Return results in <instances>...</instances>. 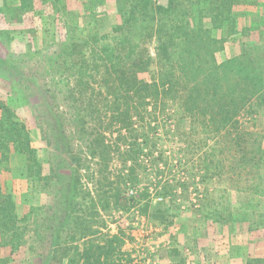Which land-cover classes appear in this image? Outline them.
I'll use <instances>...</instances> for the list:
<instances>
[{
    "label": "trees",
    "instance_id": "16d2710c",
    "mask_svg": "<svg viewBox=\"0 0 264 264\" xmlns=\"http://www.w3.org/2000/svg\"><path fill=\"white\" fill-rule=\"evenodd\" d=\"M0 1L1 14L9 18L7 29L0 28L2 43L17 38L12 24H20L23 34L28 31V47L42 35L40 58L30 60L27 69L13 51L0 54V172H10L12 158L19 156V174L31 182L32 195L51 197L19 217L16 193L0 181L1 246L17 250L30 227L33 240L36 235L48 242L37 264H131L121 231L102 235L100 241L89 237L98 229L93 216H99V209L122 206L123 191H113L109 181L124 186L144 181L134 165L145 148L155 180L162 182L164 153L154 155L157 145L151 138L162 130L156 115L167 106L181 120L189 119V129L198 125L205 139L225 145L220 157L214 150L209 153L210 163L216 159L212 170L205 165L181 181H205L227 162V180L264 185V147L249 138L238 120L264 106L261 0H80L77 10L66 0H40L57 15L48 37L44 29L21 24L24 14L35 16L33 0ZM53 20L59 21V34ZM106 24L109 30L99 34ZM235 34L251 39H236L239 54L217 62L216 52ZM31 55L27 49L25 56ZM35 136L43 142L44 158L32 145ZM114 153L123 156V167L110 180ZM81 169L91 181H106L112 193L101 187L92 196L80 183ZM167 181L155 187L163 199L153 208L146 189L131 199L141 215L164 227L178 209Z\"/></svg>",
    "mask_w": 264,
    "mask_h": 264
},
{
    "label": "rangeland",
    "instance_id": "374dc122",
    "mask_svg": "<svg viewBox=\"0 0 264 264\" xmlns=\"http://www.w3.org/2000/svg\"><path fill=\"white\" fill-rule=\"evenodd\" d=\"M66 1L70 8L77 10L80 6V0ZM154 1L160 4L166 3V0ZM33 4L35 16H32V12L24 14L22 19L30 21L26 23L23 21L21 24H24L26 28L35 26L40 32L44 29L46 37L52 36V18L56 19L57 15L51 13L49 5H42L40 0H33ZM261 5H264V0H261ZM1 7L2 1H0ZM6 14L11 15L9 11H6ZM50 14L52 16L48 17ZM109 18L111 19L112 16ZM5 20L9 18L4 17L0 12V28L7 29ZM243 20L244 18L241 22H245ZM53 23L55 31L59 21L53 20ZM107 25L100 28L99 34L109 30V25ZM19 26L20 24H12V27L16 28L12 32L17 37L15 41L4 44L0 40V54L13 51L14 55L21 56L20 58L24 60L22 65L27 69L29 65L27 63H30V60L35 62L40 58L37 50L41 46L42 35L40 33L36 35L37 46L31 43V47H28L27 43H30L26 36L28 31L25 34L21 33ZM205 26L208 24L205 23ZM57 33L59 34L60 30H57ZM45 39L51 41L50 38ZM236 39L247 42L251 37L246 38L239 34L230 36L224 42L223 48L216 52L217 62L239 54L240 42ZM27 49L33 52L31 59L25 56ZM261 53L264 59V47ZM164 111V114L157 113L156 115L163 132L161 130L157 132L156 138H151L157 145L154 155L159 150L164 153L166 165L160 167L163 172L160 173L159 178L162 182L158 184L155 180L151 164L149 160H146L148 151L145 148L144 154L139 158L140 162L134 165L135 173H138L139 178L144 181H135V184H130V182L126 186L122 184V181H109L113 191L117 187L123 191L120 198L122 206L113 205L106 210L99 209L100 217L93 216V223H95L93 225L98 226L97 232L89 237L100 241L102 235H111L121 231L124 240L123 250L129 252L131 264H264V185L253 187L255 182L245 181V178L241 181H236L235 178L233 181L231 178L227 180V162L225 169L220 168L218 171L219 176L215 173V175H209L205 181L197 178L196 181H181L186 180L191 174L202 172L205 165L212 170L216 159L213 158V164L210 163L209 153L214 150L220 157L219 151L223 150L222 147L225 145H222V140L216 143L214 138L205 139L198 125L194 124L192 130L189 129V119L181 120V117L173 112L171 106H167ZM238 120L240 127L250 134L249 138L258 139L264 147V106L258 114L244 113L238 116ZM31 125L33 126V123ZM106 135L110 140L107 132ZM151 139L148 143L149 147L152 144ZM32 145L40 149V157L44 158L46 153L43 150L42 140L35 136ZM123 159L120 154H113L107 172L110 180H116L118 170L123 167ZM127 164H132V161H127ZM9 165L10 172H0V181L3 186L8 185L16 193L15 200L19 217L28 215L31 205L47 204L51 201L49 195H32L29 188L31 182L19 174L22 165L19 156H14ZM143 166L148 167L146 172ZM93 167L97 168L94 165ZM80 173L82 174L80 183L83 189L88 190L92 196H94L95 189L98 190L101 187L105 190L109 189V194L112 193L111 188L105 186L106 181L89 180L84 169H81ZM166 180L170 183L169 187L174 193L172 197L175 198L173 201L178 209L175 211L176 216L172 224L164 227L148 219L147 216L141 215L137 206L132 205L131 199L146 189L149 206L153 208L163 199L159 194L160 189L157 191L155 187L162 185ZM25 233L27 234L24 235L23 242L13 252L9 246L0 245V264L38 263L39 258L37 257L47 249L48 242H41L36 235L33 240L35 232L30 227ZM122 259H126V256Z\"/></svg>",
    "mask_w": 264,
    "mask_h": 264
}]
</instances>
